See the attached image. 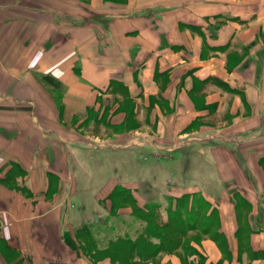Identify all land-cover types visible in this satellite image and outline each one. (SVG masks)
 <instances>
[{
  "label": "crops",
  "instance_id": "0c3cea01",
  "mask_svg": "<svg viewBox=\"0 0 264 264\" xmlns=\"http://www.w3.org/2000/svg\"><path fill=\"white\" fill-rule=\"evenodd\" d=\"M118 186L129 264H264V0H0V264H127Z\"/></svg>",
  "mask_w": 264,
  "mask_h": 264
},
{
  "label": "rangeland",
  "instance_id": "374dc122",
  "mask_svg": "<svg viewBox=\"0 0 264 264\" xmlns=\"http://www.w3.org/2000/svg\"><path fill=\"white\" fill-rule=\"evenodd\" d=\"M90 124V125H89ZM86 130H91L96 133H110L112 132H119L120 130L122 131L123 128H118V127H112L109 125H106L104 123V120L97 122L94 117H91L89 121L85 122L83 125ZM106 140L112 141L114 140V137L110 138H105ZM149 148H153L151 146H148ZM132 147H128L126 149L127 155H126V163H130L132 160L137 161L139 158H134L135 156L129 157L131 153H129V149ZM149 154L148 152L142 153L144 156L141 158V165H142V171H143V179L147 181H152L151 175L155 172L158 171V169H150L151 167V162L149 158H145ZM149 159V160H148ZM116 160V159H115ZM114 160V161H115ZM113 161V160H112ZM115 169H112V172ZM161 170V169H160ZM120 169H116V172L112 173L114 176H119L120 175ZM169 172L167 170L161 171L158 175V181L160 183H170V178H168ZM131 176H134L133 174ZM148 192H150L148 190ZM111 200V205H114L112 210L109 212V214H106V217H100L98 221H95L93 225L91 226H85L79 230H76L74 233V236H70V240L76 245L80 246L81 249L84 251L86 255L93 256L95 258H101L102 256L106 255L108 251H110V255L114 257H120L121 256V261L123 263L129 264L130 261L133 260V252L132 254H128L127 248H129V245H125V243H122L123 238L121 237L120 239L114 240V233L119 232L120 229H124V226L120 223L118 219V208L119 207H132L133 213L136 214L137 212L135 211V203L133 201L132 195L127 188H124L123 186H118L115 188L113 191V194L110 196ZM149 213H144V215H149L150 213H153V209L149 210ZM132 241V240H131ZM123 244V249L121 252L117 251V247H119V244ZM118 259V258H116Z\"/></svg>",
  "mask_w": 264,
  "mask_h": 264
},
{
  "label": "trees",
  "instance_id": "16d2710c",
  "mask_svg": "<svg viewBox=\"0 0 264 264\" xmlns=\"http://www.w3.org/2000/svg\"><path fill=\"white\" fill-rule=\"evenodd\" d=\"M113 194V193H112ZM113 207H114V205H113ZM124 241H122V243H125V245H129V248H127V252H128V254H132V251H133V249H134V247H135V243L136 242H134V241H131L130 239H123ZM119 244V247H117V251L118 252H121L122 251V249L124 248L123 247V244ZM73 245V247H75V245L74 244H72ZM104 256H111L110 255V251H108L107 252V254L106 255H104ZM112 257V256H111ZM113 258V257H112ZM114 258H117V256L116 257H114Z\"/></svg>",
  "mask_w": 264,
  "mask_h": 264
}]
</instances>
